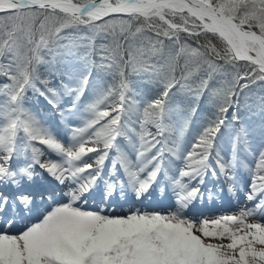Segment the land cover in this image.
Listing matches in <instances>:
<instances>
[{
  "label": "snow or ice",
  "instance_id": "obj_1",
  "mask_svg": "<svg viewBox=\"0 0 264 264\" xmlns=\"http://www.w3.org/2000/svg\"><path fill=\"white\" fill-rule=\"evenodd\" d=\"M0 264H264V0H0Z\"/></svg>",
  "mask_w": 264,
  "mask_h": 264
},
{
  "label": "bare ground",
  "instance_id": "obj_2",
  "mask_svg": "<svg viewBox=\"0 0 264 264\" xmlns=\"http://www.w3.org/2000/svg\"><path fill=\"white\" fill-rule=\"evenodd\" d=\"M233 202L235 204H233ZM222 203L223 204L220 206V208H215L211 213L209 212V210L205 209L204 216L211 219L222 214H235L240 208L244 207V202H242V198H240L239 201L230 200L222 201ZM145 207L153 208L157 206L153 204H146Z\"/></svg>",
  "mask_w": 264,
  "mask_h": 264
},
{
  "label": "rangeland",
  "instance_id": "obj_3",
  "mask_svg": "<svg viewBox=\"0 0 264 264\" xmlns=\"http://www.w3.org/2000/svg\"><path fill=\"white\" fill-rule=\"evenodd\" d=\"M97 43H100V41L98 40ZM242 99H243V98H242ZM248 102H249V104L255 105V104L258 102V93L255 92V91L251 92V93H250V98H249V101H248ZM201 107L205 110V113H206V114H210L211 109H210L209 107H206V106H204V105H202ZM253 119H254V120H258V117H257V116H253ZM241 198H242V197H241ZM242 202H243V198H242ZM222 204H223L222 202H219V203H217L215 206H209V207L207 208V210H209V212L211 213V212H213V210H214L215 208H220V206H221ZM233 204H235V203L233 202Z\"/></svg>",
  "mask_w": 264,
  "mask_h": 264
}]
</instances>
